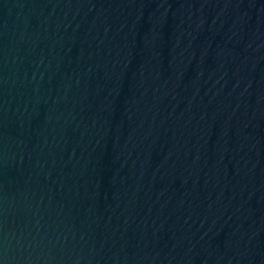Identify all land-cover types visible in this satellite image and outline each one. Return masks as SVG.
Masks as SVG:
<instances>
[{
  "label": "water",
  "instance_id": "1",
  "mask_svg": "<svg viewBox=\"0 0 264 264\" xmlns=\"http://www.w3.org/2000/svg\"><path fill=\"white\" fill-rule=\"evenodd\" d=\"M0 264H264V0H0Z\"/></svg>",
  "mask_w": 264,
  "mask_h": 264
}]
</instances>
